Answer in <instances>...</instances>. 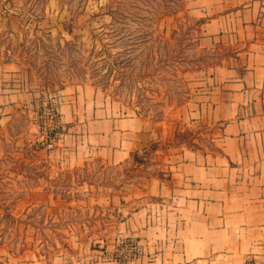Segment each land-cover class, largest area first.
Wrapping results in <instances>:
<instances>
[{"label":"crops","instance_id":"1","mask_svg":"<svg viewBox=\"0 0 264 264\" xmlns=\"http://www.w3.org/2000/svg\"><path fill=\"white\" fill-rule=\"evenodd\" d=\"M181 13L202 21L200 39L219 62L184 73L188 99L154 126L94 84L61 87L65 131L47 153L50 177L85 163L122 165L160 142L140 195L146 201L118 223L144 248L130 264H215L216 256L243 264L250 254L264 264V0H183ZM40 88L31 67L0 59V133L22 121L15 134L35 140L30 108ZM205 121L217 124L219 151L175 140L179 127ZM91 196L108 206L126 199L116 190ZM0 264L56 260L0 241Z\"/></svg>","mask_w":264,"mask_h":264},{"label":"rangeland","instance_id":"2","mask_svg":"<svg viewBox=\"0 0 264 264\" xmlns=\"http://www.w3.org/2000/svg\"><path fill=\"white\" fill-rule=\"evenodd\" d=\"M108 1L0 0V59L31 67L41 87L94 84L154 126L184 98L178 92L170 93L172 100L162 98L163 81L172 75L158 68L156 48L134 44L133 35L143 26L154 37L169 39L180 24L185 27L184 13L160 15L150 9L152 0L150 6L134 0L137 7L126 10L114 3L111 8ZM200 42L211 48L208 39ZM216 55L212 51V58ZM22 125L0 133V241L13 252H32L56 264L62 258L65 264H130L139 259L144 252L139 237L118 223L146 201L140 195L155 169L149 167L160 142L122 165L85 163L71 171L61 169L52 178L50 152L17 136ZM216 127L208 121L186 124L178 128L175 140L216 152ZM99 190L120 191L126 199L111 206L89 199ZM214 261L230 259L216 256ZM243 264L260 261L250 254Z\"/></svg>","mask_w":264,"mask_h":264},{"label":"trees","instance_id":"3","mask_svg":"<svg viewBox=\"0 0 264 264\" xmlns=\"http://www.w3.org/2000/svg\"><path fill=\"white\" fill-rule=\"evenodd\" d=\"M145 1L147 5L150 6L151 2L149 0ZM113 3L122 10L137 7L134 0H109L107 6L112 8ZM152 3L154 6H150V9H154L153 12L161 11L160 15L165 14L170 16L183 11V0H152ZM182 18L185 19V27L180 24L178 30H174L169 39L154 37L150 30L142 26L140 28L141 30L138 31L137 29L136 33L133 35V43H138L149 49L156 48L158 68H165L166 72L172 75L166 77L163 81L165 95L162 98L172 100L170 93L175 95L178 92L182 94L179 95V97L182 96L184 102L189 97V89L184 78V73L219 62L220 59L218 54L216 58H212V51H214L215 54V50L201 45L198 31L202 21L191 19L187 15H184ZM181 29H183V32H181ZM184 36H186V38ZM193 49L196 51L193 54H189L188 52ZM179 102L183 103L182 101ZM157 103L163 104L161 101Z\"/></svg>","mask_w":264,"mask_h":264},{"label":"built area","instance_id":"4","mask_svg":"<svg viewBox=\"0 0 264 264\" xmlns=\"http://www.w3.org/2000/svg\"><path fill=\"white\" fill-rule=\"evenodd\" d=\"M59 89L41 87L31 104V120L36 127L37 149L52 152L62 142L65 127L60 111Z\"/></svg>","mask_w":264,"mask_h":264}]
</instances>
